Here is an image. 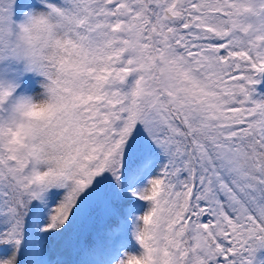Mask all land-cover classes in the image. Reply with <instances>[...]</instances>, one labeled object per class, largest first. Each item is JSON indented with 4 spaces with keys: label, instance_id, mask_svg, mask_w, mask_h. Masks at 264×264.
<instances>
[{
    "label": "snow or ice",
    "instance_id": "1",
    "mask_svg": "<svg viewBox=\"0 0 264 264\" xmlns=\"http://www.w3.org/2000/svg\"><path fill=\"white\" fill-rule=\"evenodd\" d=\"M0 264H264V0H0Z\"/></svg>",
    "mask_w": 264,
    "mask_h": 264
}]
</instances>
